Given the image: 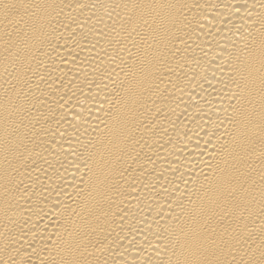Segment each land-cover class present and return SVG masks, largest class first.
Returning <instances> with one entry per match:
<instances>
[{
	"label": "bare ground",
	"instance_id": "bare-ground-1",
	"mask_svg": "<svg viewBox=\"0 0 264 264\" xmlns=\"http://www.w3.org/2000/svg\"><path fill=\"white\" fill-rule=\"evenodd\" d=\"M0 264H264V0H0Z\"/></svg>",
	"mask_w": 264,
	"mask_h": 264
}]
</instances>
